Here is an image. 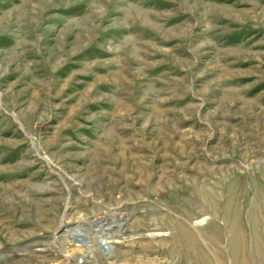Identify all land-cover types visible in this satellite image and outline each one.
I'll return each mask as SVG.
<instances>
[{"label":"rangeland","instance_id":"obj_1","mask_svg":"<svg viewBox=\"0 0 264 264\" xmlns=\"http://www.w3.org/2000/svg\"><path fill=\"white\" fill-rule=\"evenodd\" d=\"M81 257L264 264V0H0V264Z\"/></svg>","mask_w":264,"mask_h":264},{"label":"bare ground","instance_id":"obj_2","mask_svg":"<svg viewBox=\"0 0 264 264\" xmlns=\"http://www.w3.org/2000/svg\"><path fill=\"white\" fill-rule=\"evenodd\" d=\"M140 15V14H139ZM141 18V17H140ZM119 216V217H118ZM114 217H117V220H115L116 223L120 222L121 223V219L122 217L124 216H121V215H114ZM104 216H98L97 219H95L94 221H83V223L76 229V232L73 234V237L76 238V239H79L80 241H82L85 245H87V247L91 250L92 249V246L87 242V238L89 236V233L93 230H97L99 232H104L106 229V225L107 223L104 222ZM114 224H110V227H112ZM116 232V231H115ZM243 238V237H242ZM245 238V237H244ZM238 240V238H237ZM244 240V239H243ZM246 240H244L245 242ZM105 250H111V246H108L109 242H107L106 239H104L103 241H101ZM191 242V241H190ZM246 245V244H245ZM237 246V245H236ZM245 248V247H244ZM235 250V248H234ZM239 251V250H238ZM236 251V252H238ZM238 255V253H237ZM239 257V255H238ZM240 261V260H239ZM246 262V261H245ZM244 262V263H245ZM242 263V261H241ZM243 264V263H242Z\"/></svg>","mask_w":264,"mask_h":264},{"label":"built area","instance_id":"obj_3","mask_svg":"<svg viewBox=\"0 0 264 264\" xmlns=\"http://www.w3.org/2000/svg\"><path fill=\"white\" fill-rule=\"evenodd\" d=\"M107 214H104V215H101V216H106ZM123 219V217H122ZM91 251V250H90ZM85 258L84 257H81L80 260H79V264H85Z\"/></svg>","mask_w":264,"mask_h":264}]
</instances>
